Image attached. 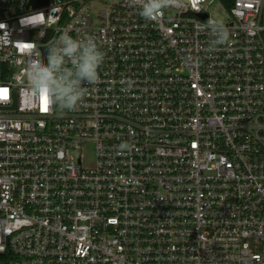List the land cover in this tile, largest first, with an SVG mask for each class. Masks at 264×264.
<instances>
[{
    "label": "built area",
    "instance_id": "built-area-1",
    "mask_svg": "<svg viewBox=\"0 0 264 264\" xmlns=\"http://www.w3.org/2000/svg\"><path fill=\"white\" fill-rule=\"evenodd\" d=\"M38 1L0 0V264H264V0ZM65 31L106 55L61 113L27 64Z\"/></svg>",
    "mask_w": 264,
    "mask_h": 264
},
{
    "label": "clouds",
    "instance_id": "clouds-1",
    "mask_svg": "<svg viewBox=\"0 0 264 264\" xmlns=\"http://www.w3.org/2000/svg\"><path fill=\"white\" fill-rule=\"evenodd\" d=\"M132 7L148 21L158 20L169 8L184 6L185 0H128ZM43 13L30 19L42 18ZM208 32V50L227 46L230 42L229 29L219 21L205 22ZM105 52L93 35L74 38L65 31L49 46L46 57L30 58L27 64V89L39 99L47 97L50 111L74 112L83 107L91 86L100 79L99 69L105 61ZM122 149L128 145L122 144Z\"/></svg>",
    "mask_w": 264,
    "mask_h": 264
},
{
    "label": "rangeland",
    "instance_id": "rangeland-1",
    "mask_svg": "<svg viewBox=\"0 0 264 264\" xmlns=\"http://www.w3.org/2000/svg\"><path fill=\"white\" fill-rule=\"evenodd\" d=\"M211 16H213L217 21H224L226 19L225 10L218 5L217 2H214L208 9ZM88 152L91 153V149H88Z\"/></svg>",
    "mask_w": 264,
    "mask_h": 264
},
{
    "label": "water",
    "instance_id": "water-1",
    "mask_svg": "<svg viewBox=\"0 0 264 264\" xmlns=\"http://www.w3.org/2000/svg\"><path fill=\"white\" fill-rule=\"evenodd\" d=\"M44 3H46V0H40L38 2H34V4H44ZM201 17L205 18L204 15H201Z\"/></svg>",
    "mask_w": 264,
    "mask_h": 264
},
{
    "label": "snow or ice",
    "instance_id": "snow-or-ice-1",
    "mask_svg": "<svg viewBox=\"0 0 264 264\" xmlns=\"http://www.w3.org/2000/svg\"><path fill=\"white\" fill-rule=\"evenodd\" d=\"M0 91H6V90H0ZM44 99L46 100V97ZM45 110H46V104H45Z\"/></svg>",
    "mask_w": 264,
    "mask_h": 264
}]
</instances>
